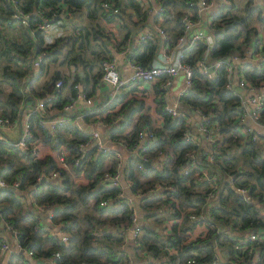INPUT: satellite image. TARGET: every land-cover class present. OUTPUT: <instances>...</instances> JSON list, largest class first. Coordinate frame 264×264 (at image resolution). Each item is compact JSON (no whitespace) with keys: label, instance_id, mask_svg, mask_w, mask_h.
Listing matches in <instances>:
<instances>
[{"label":"trees","instance_id":"obj_1","mask_svg":"<svg viewBox=\"0 0 264 264\" xmlns=\"http://www.w3.org/2000/svg\"><path fill=\"white\" fill-rule=\"evenodd\" d=\"M194 2L0 0V117L14 123L28 103L45 100L57 81L61 83L55 96L43 102L48 111L61 110L80 89L85 97H92L101 82L102 62L113 58L140 29L159 24L163 42L155 33L134 44L128 53L133 62L151 65L161 45L173 47L181 36L186 13L200 18ZM155 5L158 12L151 14L148 9ZM237 7L234 2L221 4L211 16L214 42L208 59L212 62L228 54L239 57L237 72L245 82L260 86L264 61L245 57L250 47L253 53L264 50L263 5L248 0L243 8ZM27 13L23 24L21 14ZM45 21L70 24L72 30L47 41L38 27ZM12 28L20 34L12 36ZM204 48L199 41L183 57L194 66L193 83L179 96L185 115L173 116L165 109L167 90L159 81L130 83L113 98L78 110L84 120L98 125L103 136L127 150L141 129L151 132L156 138L142 145L141 154L158 160L157 165L140 168L137 156L120 158L113 149L97 156L94 146L83 151L79 145L89 138V132L66 122L55 124L50 133L39 124L40 110L29 112L36 149L0 139V177L18 182V192L0 188V248L12 234L18 245L7 264L50 259L54 264H128L133 259L137 264H226L234 260L264 264V134L242 132L240 90L226 87L225 63L213 77L197 68ZM37 58L35 72L32 63ZM200 114L207 115L204 123L213 138L210 142L198 130ZM259 122L264 125V102ZM186 130L194 135L193 141L185 140ZM59 153L64 154L68 167L60 166ZM119 162L124 166L123 176L131 181L132 193L140 194L136 205L143 213L142 226L132 239L127 232L132 227L133 204L121 196L118 185L101 180ZM57 170L58 181L42 180ZM157 183L171 184L173 191H152ZM238 187H247L248 200ZM211 192L214 196L209 201ZM103 199L110 202L101 205ZM40 207L50 209V225L43 221ZM201 212L207 217L188 219L191 213ZM58 223L69 232L65 243L52 231ZM254 230L262 238L247 242L253 247L248 254L240 240ZM217 248L226 261L217 263ZM147 255L152 260L143 262ZM192 257L194 262L187 263Z\"/></svg>","mask_w":264,"mask_h":264},{"label":"built area","instance_id":"obj_2","mask_svg":"<svg viewBox=\"0 0 264 264\" xmlns=\"http://www.w3.org/2000/svg\"><path fill=\"white\" fill-rule=\"evenodd\" d=\"M145 5L148 2V0H141ZM255 2V0H254ZM221 4H230L227 1L224 0H195L194 5L197 6V12L200 16L199 19H193L190 15V13H186L183 18V33L181 36L177 38L176 43L173 47H167L165 44L161 45L155 61L151 65H141L136 62H133L131 59H128V53L131 52V50L134 47V44H137L139 41L144 40V38L152 37L155 33L157 36L160 37L161 42H163V39L165 38L164 31L161 28L159 24L155 25L153 28L145 26L144 28L140 29L136 34H134L130 39L126 41V43L122 46L120 50V54L122 58L127 59L128 63L131 66V74L128 76L127 79H124L121 75L119 61L116 57H113L111 59H106L102 62V75L100 78V83L106 85V88L108 90V98L111 99L114 96H116L122 88L125 86H129L130 83H136V82H143L146 85H151L156 83L157 81L160 82V87L168 90L170 86L172 85L174 79L180 76L181 73L184 74V83L182 85V89L179 91L178 99L175 103V105H169L165 103V109L171 113L173 116L178 115H185V112L181 110L179 106V96L187 91L189 87L192 85V76H193V69L194 66L185 61L183 59L185 51L189 48H191L195 43L201 41L204 43L205 48L203 51V55L201 58L197 60L195 65L197 68L202 72L203 74H206L208 77H213L216 74V69L222 64H226V87L235 90V87L237 88V91L240 90L241 95V102L244 107V111L239 116V122L242 123V132L245 134L253 133L254 127L253 125L249 124L247 122V119L250 118L254 122H259L260 118V110L262 108L263 102H264V83L260 86H252L249 83L245 82L244 78L241 74L237 72V64L241 62L239 57L235 55H225L220 59L209 61L208 55L209 51L213 45V34H212V28L210 26L211 16L218 10L219 6ZM104 7L108 8L107 4L104 3ZM113 12H117L118 9L113 8ZM148 11L151 14H156L158 12V6H153L148 9ZM64 13V12H63ZM264 13V11H262ZM28 17L27 14H21V22L23 24H26ZM53 24L49 21H45L43 23L39 24V28L43 31V34L45 35L47 32H49L52 28ZM264 50L261 49L257 53H253V48L250 47L249 52L246 55V59H254V60H262L264 61ZM32 66L34 70L38 69L39 66V60L38 58L35 59L32 63ZM164 75L165 78L161 80V76ZM60 81H57L55 83L54 90L50 92L45 100L44 99H35L32 102L28 103L29 106H26L25 109L22 110L20 117L21 118V130H20V136L18 140L16 141H9L13 145L19 147V148H29L30 146L33 147V149L37 148V144L32 140L33 133L31 131V123L29 120V112H32L34 110H40L41 112V118L39 120V124L46 128L50 133L54 132L55 124H62L66 122H70L73 125L80 128V123L83 117V112H80L78 110L80 109H90L94 106V102L91 99V97H85L82 92H79L77 97L70 102L64 104L62 109L58 111H48L46 110L45 105L43 104L44 101L49 100L55 96L56 91L60 87ZM80 86V85H79ZM107 98V99H108ZM52 113V114H51ZM120 117V116H119ZM207 119V115L200 114V124L198 125L199 132L203 133V135H206V139L210 142L213 138L210 135V129L207 128V125L204 123ZM18 120V119H17ZM16 120V121H17ZM8 119H4L0 117V129H2L5 126L10 125L8 123ZM190 123V119H188V124ZM12 124V123H11ZM89 138L80 143V149L86 150L90 146L96 147L97 154L102 151L113 149L116 151V155L118 157H122V152L120 148L114 147L110 145V142L113 144H116L117 146L121 147V149H125L126 151L130 152V154L136 155L137 157H140L141 160L138 163V166L140 168L145 167L143 165V161L149 160L147 157H145L143 154H141L142 145L144 143L151 142L154 137H152V133L148 132L145 129H141L138 133V138L134 142L133 145L130 146V149H126L127 147H122L121 144L113 142L106 137H104L99 131L93 130L92 132H89ZM185 140L193 141L194 135L189 131H185L184 135ZM0 139H4L3 136H0ZM208 159H212L210 155H208ZM80 160V157L75 161L78 163ZM58 161L60 166L68 167L65 159L64 154L59 153L58 154ZM123 164L122 162H119V164L116 166L115 170L113 172L106 171L103 173L101 180L104 182H107L109 184L118 185L121 188L120 194L121 196H125L128 198V201L133 204V210L131 214L132 219V229L133 237H135L141 229L142 226V218L143 213L139 211L138 206L136 205V201L139 198V193H132L131 191V181L128 179L123 178ZM184 171H188V167L184 168ZM59 171H53L49 175H47L45 178L47 180H59ZM229 179L232 180V177L229 176ZM8 186H13L17 188L18 182L13 181L12 183L7 182L4 178L0 177V188H5ZM236 190L242 194L245 200H248L249 193L247 187H238ZM152 191L159 193L161 191H165L166 193H169L173 191V186L171 184H162L157 183ZM214 194L213 192L210 193L208 200L211 201ZM109 199H103L101 200L100 204L105 205L107 204ZM43 207L39 208V211L42 212L45 216V224L50 225L51 219H50V209H42ZM207 217V214L204 212L201 213H191L188 216V219L190 221H196L201 218ZM146 221V220H145ZM61 223H58L55 225V227L52 229L54 233H57L60 240L65 243L67 242L69 238V232L66 230L61 229ZM261 232H256L255 230L253 232L248 233L244 238L240 240L241 243L244 244V248L249 254L253 247L247 246V242L250 240H257L262 238ZM12 237L14 239L15 235L12 234ZM8 249H10V243L8 242V239L3 243V245L0 248V253H5ZM217 263H221L222 261H226L225 255L221 253V251L217 248ZM32 252H28V255L30 256ZM55 255H59L58 252ZM222 258V260H221ZM194 262V258H189L187 260V263ZM33 264H54V261L52 259L45 261V263H40L38 260H35ZM128 264H137L136 261H133L132 263ZM226 264H241L239 260H234L227 262Z\"/></svg>","mask_w":264,"mask_h":264},{"label":"crops","instance_id":"obj_3","mask_svg":"<svg viewBox=\"0 0 264 264\" xmlns=\"http://www.w3.org/2000/svg\"><path fill=\"white\" fill-rule=\"evenodd\" d=\"M255 2L262 3V5H263V11H264V0H255ZM12 29H13V31H12ZM12 29H9V32L11 34H13V36L16 37V36H18L20 34L18 28H12ZM71 30H72V28H71V25L70 24L55 23V24H53L51 30L49 32H47L48 34L46 33L44 36H45V39L47 41H49V40H51L52 38H55L58 35L68 34V33L71 32ZM49 34H50V36L48 37L49 38L48 39V38H46V36L49 35ZM114 57H116L117 60L119 61V66H120V71H121L122 77L124 79H127L128 76L131 74V66H130V64L128 63L127 59L122 58V56L120 54V51L119 52H116L115 55H114ZM34 71L36 72V70H34ZM179 77H177V78H179ZM169 89L167 90V93H166V103L169 104V105H175V103H176V101L178 99L179 91L182 89V86L177 90V96H176V98H173L172 97V94L169 91ZM108 97L109 96H108V90L106 88V85L101 84V85H99V87L97 86L95 88V93L91 97V99L93 100L94 105H95L99 101L106 100ZM27 106H29V105H27ZM179 106H180V104H179ZM21 118L22 117H19L18 120L15 121L14 123H12V124H10L8 126L3 127L2 129H0V136H3L4 139H7L9 141H16V140H18V138L20 136V130H21ZM247 122L249 124L253 125L254 130L257 133L264 134V125H261L258 122H254L250 118L247 119ZM80 126H81L79 128L80 130H85L87 132H92L93 130H97V131H99L102 134V131L100 130V128L98 127V125H96L94 123H91V122H87L84 119H82V121L80 123ZM3 130H7L8 132L7 133L2 132ZM110 145L111 146H114V147L120 148V150L122 152V157L125 154H130V152L126 151L125 149H121V147L117 146L116 144H113L112 142H110ZM134 156H136V155H134ZM123 178L126 179L124 176H123ZM26 202L27 203L29 202V198L28 197L26 199ZM41 217H42L43 220H45L44 214H41ZM8 241H10L9 242L10 243V249L7 250L9 252L8 253V256L5 257V258H3L4 255H5V253H6L5 252V253H3L2 257L0 258V262L3 263V264H7L8 258L10 256V253H12L14 250H16L18 248L16 239H14L13 237H11V238H9ZM144 257H145V259L142 260L143 262H147V261L152 260V257L150 255H147V256H144ZM133 261H136V259H133Z\"/></svg>","mask_w":264,"mask_h":264},{"label":"rangeland","instance_id":"obj_4","mask_svg":"<svg viewBox=\"0 0 264 264\" xmlns=\"http://www.w3.org/2000/svg\"><path fill=\"white\" fill-rule=\"evenodd\" d=\"M224 1H227L229 3H231V2L237 3L238 4V7L237 8H243L245 2H247L248 0H224ZM242 11L243 10H240L241 13H242ZM12 31H13V29H12ZM5 33H6V31H5ZM50 34L47 35L46 38H48L50 36ZM12 36H13V34H12ZM52 40H53V38L51 40H49V41H52ZM50 68H51V66H50ZM183 83H184V74L181 73L179 78L174 79V81H173V83H172V85L170 86V89H169V91L171 92L173 98H176V96H177V90L183 85ZM2 132L7 133L8 131L7 130H3ZM8 253L9 252L6 251V253H5V255H4L3 258L7 257L8 256ZM0 264H3V263L0 262Z\"/></svg>","mask_w":264,"mask_h":264},{"label":"water","instance_id":"obj_5","mask_svg":"<svg viewBox=\"0 0 264 264\" xmlns=\"http://www.w3.org/2000/svg\"><path fill=\"white\" fill-rule=\"evenodd\" d=\"M264 56V55H263ZM36 72H38V69L36 70ZM80 92H82L81 91V89H80ZM154 138H156V137H154ZM98 154H96V156H97ZM137 159L140 161L141 160V158L140 157H137ZM159 163V161L158 160H147V161H143V165L145 166V167H148V166H150V165H157ZM46 178L44 177V178H42V180H45ZM6 189H9V190H12V191H15V192H18V189L17 188H15V187H13V186H8V187H5ZM128 236H129V238L130 239H132L133 238V232H132V229H129L128 230ZM16 250H18V248L16 249ZM1 254V253H0ZM221 260H222V258H221ZM38 262H40V263H45V261H43V260H38Z\"/></svg>","mask_w":264,"mask_h":264},{"label":"bare ground","instance_id":"obj_6","mask_svg":"<svg viewBox=\"0 0 264 264\" xmlns=\"http://www.w3.org/2000/svg\"><path fill=\"white\" fill-rule=\"evenodd\" d=\"M184 110V109H183Z\"/></svg>","mask_w":264,"mask_h":264}]
</instances>
